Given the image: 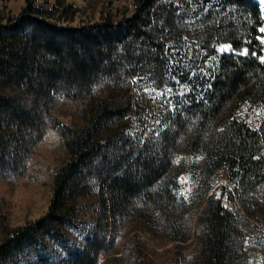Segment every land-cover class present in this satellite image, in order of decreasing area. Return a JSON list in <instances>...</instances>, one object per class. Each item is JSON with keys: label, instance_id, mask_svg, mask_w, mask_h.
Listing matches in <instances>:
<instances>
[{"label": "trees", "instance_id": "obj_1", "mask_svg": "<svg viewBox=\"0 0 264 264\" xmlns=\"http://www.w3.org/2000/svg\"><path fill=\"white\" fill-rule=\"evenodd\" d=\"M263 25L257 0H26L0 21V182L52 190L46 214L3 226L0 264H105L132 221L149 237L161 224L169 264H246L222 197H203L188 240L172 166L202 158L208 180L220 172L222 194L264 223ZM245 103L257 120L240 115Z\"/></svg>", "mask_w": 264, "mask_h": 264}, {"label": "rangeland", "instance_id": "obj_2", "mask_svg": "<svg viewBox=\"0 0 264 264\" xmlns=\"http://www.w3.org/2000/svg\"><path fill=\"white\" fill-rule=\"evenodd\" d=\"M49 1L54 2L55 0ZM66 1L76 5L82 3V0ZM114 1L117 5L125 3V0ZM259 2L264 15V0H259ZM25 5L26 0H11L9 2L0 0V21H6L9 16L18 14ZM98 18L99 15H97L96 19L98 20ZM87 19L85 20L86 22L89 20ZM261 29L263 32V36L260 37L262 43L261 60L264 61V25ZM230 47V44H220L218 46L220 51H229ZM242 53H246V49ZM146 92V94L149 93V91ZM153 101H156V99H153ZM240 108V115L248 117L251 121L257 120L262 112L261 108L250 106L247 103L242 104ZM64 120L69 121V118H65ZM44 157H46L47 162H50L49 158H55L50 153H46ZM42 160L44 161L45 158ZM190 162H193L191 158L186 157L183 153H179L175 156L172 166V171L181 184L180 194L185 196L189 202V205H187L188 227L186 229V234L190 236L188 240L191 241L192 238L195 239L197 235L201 234L202 225L199 224V220L204 207V201L202 202V200L205 195L208 197L214 194L216 197H222L224 205L231 208L239 217L242 248L244 245V252L247 257L246 264H264V223L255 217L249 216L240 203L230 202L228 196L222 194L224 179L220 172L209 181L207 174L202 172V158H196L193 162L196 166L191 167L188 171L187 166ZM198 165H200V168ZM32 171H34L35 175L39 176L41 168ZM206 185L209 186L207 192H205ZM51 196V188L47 184L41 186L34 183L32 177L21 181L5 180L0 182V208H3L0 212V238L5 231L4 225L13 229L46 214L49 210ZM80 203L84 205V212H82L84 221L91 223L99 219L100 213L97 215V210L100 207L98 206L96 196H89ZM151 227L153 230L151 237L137 229V223L133 221L132 225L128 224L124 230H120L119 235L115 236L114 246L108 253V259L105 264H142L141 261L143 260L147 261L148 264H164V261H167L166 263L169 264L167 256L169 254L175 256L176 253L168 249L171 245H166L167 231L157 222L152 224ZM140 246L143 250H140V253H138L137 251ZM198 250L196 249V252Z\"/></svg>", "mask_w": 264, "mask_h": 264}]
</instances>
